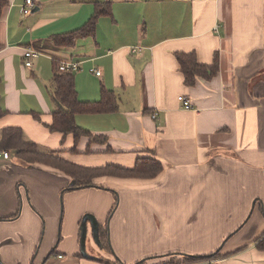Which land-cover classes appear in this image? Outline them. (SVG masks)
I'll list each match as a JSON object with an SVG mask.
<instances>
[{
    "label": "crops",
    "instance_id": "crops-1",
    "mask_svg": "<svg viewBox=\"0 0 264 264\" xmlns=\"http://www.w3.org/2000/svg\"><path fill=\"white\" fill-rule=\"evenodd\" d=\"M33 1L26 14L25 0L2 9L0 129L17 126L43 149H70L72 136L44 123L55 109L54 64L75 63L78 98L112 90L118 108L75 115L105 139L79 138L69 158L130 167L149 150L163 169L151 179H104L111 189H71L61 173L23 165L13 151L0 155V264H101L114 255L156 264L218 250V258L182 264H264L256 248L264 237V0ZM96 2L110 14L98 17L93 34L55 44L51 36L83 25ZM25 48L37 53L30 66ZM179 51L204 64L218 51V72L185 85ZM87 242L103 257L87 252Z\"/></svg>",
    "mask_w": 264,
    "mask_h": 264
},
{
    "label": "trees",
    "instance_id": "trees-1",
    "mask_svg": "<svg viewBox=\"0 0 264 264\" xmlns=\"http://www.w3.org/2000/svg\"><path fill=\"white\" fill-rule=\"evenodd\" d=\"M8 4V0H0V17L2 9ZM110 14L108 3H95V9L89 19L80 27L69 32L54 34L51 39L57 45L72 46L77 37H86L93 34L96 21L99 16ZM179 64V70L183 75L185 85H193L198 78L210 79L219 70L218 51H215L213 60L209 64L200 63L194 51L175 53ZM59 64H54L52 77L53 87L50 96L54 102L55 109L52 112V119L44 126L51 132H59L63 135L70 134L73 138V146L70 149L46 150L38 143L27 139L23 129L17 126H6L0 129V152L9 149L13 151L14 157L23 165H37L43 168L56 171L69 178L68 188L79 189L95 186L109 188L105 183L106 178H155L162 169V162L157 159L149 150L137 152L133 166L126 167L118 164L107 163L99 166H87L76 163L69 158L76 154V144L79 138L90 136V141L104 140L102 136L91 135V132L78 126L75 122V115L78 113H109L117 110L118 97L112 90L103 89L100 98L96 101H81L75 89L74 73L62 71ZM6 111L0 107V117ZM39 119L37 114H34ZM117 197V196H116ZM115 197V198H116ZM103 238L107 234L103 232ZM101 235V236H102ZM102 239V237H101ZM105 248H110L106 242ZM256 248L264 251V237L256 242ZM112 248H110L111 250ZM112 252V251H111ZM221 256L220 250L208 255H183L179 254L177 259H168L156 264H182L196 261L215 259ZM114 261L99 259L101 264H127L123 263L116 255ZM134 264H149L147 259L135 262ZM155 264V263H154Z\"/></svg>",
    "mask_w": 264,
    "mask_h": 264
},
{
    "label": "built area",
    "instance_id": "built-area-1",
    "mask_svg": "<svg viewBox=\"0 0 264 264\" xmlns=\"http://www.w3.org/2000/svg\"><path fill=\"white\" fill-rule=\"evenodd\" d=\"M35 5V2L33 0H25V3L22 7V11L24 14L28 13L30 11V9ZM140 46L139 45H136V46H133L131 48V51L135 52V53H139L140 52ZM37 55V53L32 49L30 48H25L24 49V56L26 58L24 64L26 66H30L32 64L30 58L32 57H35ZM77 64L75 63H66V62H61L59 63V70H62V71H75L78 69V66H76ZM96 74L99 75L100 74V71L99 70H95ZM179 100L181 101L182 103V106L185 108V109H191L192 108V104H190L189 100L186 99L184 96H179L178 97ZM152 117H155V114L152 115ZM0 155L3 157V158H8L10 153L7 151V150H3L0 152Z\"/></svg>",
    "mask_w": 264,
    "mask_h": 264
},
{
    "label": "rangeland",
    "instance_id": "rangeland-1",
    "mask_svg": "<svg viewBox=\"0 0 264 264\" xmlns=\"http://www.w3.org/2000/svg\"><path fill=\"white\" fill-rule=\"evenodd\" d=\"M7 151L11 154V151L9 150V149H7ZM94 242H95V244L97 245V243H96V241L94 240ZM99 248H101V247H99ZM80 249H82V247H80ZM103 250H105V252H107L108 254H109V252L107 251V249L105 248V249H103ZM86 251L87 252H92V253H94V254H97V255H101V257H103V254H101L99 251H97L96 250V248H95V246L94 247H92L91 245H89V243L87 242L86 243ZM102 252V251H101ZM113 254V253H112ZM85 255L87 256V254L85 253ZM110 255V254H109ZM89 256V255H88ZM91 257V256H90ZM93 257V256H92Z\"/></svg>",
    "mask_w": 264,
    "mask_h": 264
},
{
    "label": "water",
    "instance_id": "water-1",
    "mask_svg": "<svg viewBox=\"0 0 264 264\" xmlns=\"http://www.w3.org/2000/svg\"><path fill=\"white\" fill-rule=\"evenodd\" d=\"M83 220H85V216L82 218V223H81L82 231H83V228H84V221ZM91 222H92V231L94 233V236L96 237V235H97V222L95 221V219H92ZM83 233H84V231L82 232V234ZM181 254H183V255H191V254H188V253H181Z\"/></svg>",
    "mask_w": 264,
    "mask_h": 264
}]
</instances>
